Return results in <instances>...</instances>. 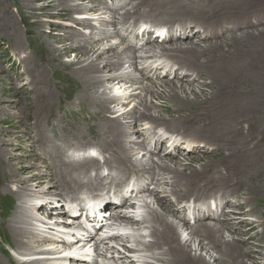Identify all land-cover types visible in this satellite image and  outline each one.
Here are the masks:
<instances>
[{"label":"bare ground","instance_id":"1","mask_svg":"<svg viewBox=\"0 0 264 264\" xmlns=\"http://www.w3.org/2000/svg\"><path fill=\"white\" fill-rule=\"evenodd\" d=\"M71 1L77 2V5L67 6V3ZM86 1L88 0H52L47 6L39 5V7H33L28 3L29 10L35 17L45 15V18H52L55 8L59 7L58 13H55L57 17L67 14L76 22V25L81 23L83 28L90 29V36H82L77 32L81 30L80 27L77 31L66 32V34H70L66 37L59 36V39H55L51 36L48 44L49 50L46 53L49 59L48 66L60 65V67L70 70L71 72L66 79L70 80L73 77L75 82L85 85V91L81 92L79 96L81 102L87 101V104L93 105L97 101L99 93H103V97L106 96V102H101L102 106H98L100 107L98 119H101V125L98 128L100 132L98 133L101 134V139L97 141L95 138L84 137L83 140L86 143L84 146L88 147L81 151L75 150L72 154L70 147H68L71 157L66 156L64 162L62 160L66 169L65 173H61V175L51 178L52 174L50 175L47 170L40 171L41 169H38L40 168L38 167L39 164L36 163L34 164L36 167L34 173L23 178L25 170L14 169L7 159V151L6 153L0 152L2 174H8L18 186L20 185V188H17L14 193L8 188L5 191L2 188L3 193L14 194V198L21 197L24 199L22 202L19 200L21 203L18 206L16 204L17 210H20L19 217L14 215L11 219V234L16 241L15 243L18 244L20 240L22 242L18 244L19 252H16L12 247L9 248V253L10 251L13 252V254L10 253L12 260L16 264H121L120 261L122 262L124 258L127 260L131 258L126 257L123 252L118 253L120 258H114L116 249L114 246H109V243L118 244L119 247L126 249L127 244L134 245L137 242V249H132L130 252L143 253L140 258L142 257L144 264H173L177 261L180 264H212V261L213 264H246L245 260L249 258L246 251L251 250L248 249V246L255 249L264 245V188L263 191L256 190L258 192L254 193H249L251 192L250 189H246L247 181L252 182L254 174L262 178L264 171V156L261 158L264 153V149H262L264 135L260 139L257 136L258 120L256 117L259 115L258 109L251 107L252 103H264V93L255 90L257 88L255 82L258 81L261 84V80H256V76H253L254 73L247 70V67L248 69L253 67L255 71H259V76L264 77L260 73V70H264V31L254 29L250 32H242L240 29L250 26L258 28L264 25V12L259 14V11L258 13L256 11H264V1L209 0L204 3L203 0H146L148 3L145 6L142 3L143 0H136L137 2L130 10L124 11L125 6L134 1L127 0L125 4L119 2L118 9H115L113 13L109 12L107 18L111 21L100 18L102 21L99 20L97 24L93 21L100 16L101 9L98 6L107 7L108 2L93 0V4H97L86 7L83 5ZM256 3L260 7L254 8L253 11L251 9L245 11L243 23H240L237 15L233 13H227V18L220 17L221 12H226L224 10L226 7L237 13L251 5L255 6ZM210 7L214 8L209 10ZM39 11H43L42 14ZM71 14L77 17H72ZM88 15L91 16V19L87 17ZM214 15L215 17H213ZM5 16L7 22L10 15ZM195 17L200 18L202 23L197 24ZM211 19L213 20L211 21ZM132 20L135 22H131ZM143 20L144 28H138L137 22L141 23ZM102 22L108 24L106 27L114 26L116 23L121 26L116 27L110 34L105 32L106 29L98 28V30H104L99 40L103 37L110 40L95 43V38L92 35L95 30L97 31V26H102ZM154 23L161 24V27L158 29L154 27L153 29L150 24ZM95 24L96 26H94ZM39 25L42 27V21H39ZM71 28L76 27L73 24ZM197 31L200 33L196 35ZM241 32V36L238 37L236 34ZM79 34L84 40L77 42V44L75 37ZM127 34L132 35L134 39L140 35L143 37L141 39L145 37L142 47H136L129 42L127 48L118 51L117 48L120 43L127 42L125 40ZM116 38L121 40L120 43L117 41L114 43ZM223 38L224 40L221 41L220 39ZM72 39L74 41H71ZM160 39L162 42H159ZM212 39L217 41L211 44H203L205 41H212ZM69 41L71 44H68ZM234 41L239 45L232 44ZM243 41L249 42V45H246L248 49L251 45L256 46V51H245L239 43ZM58 43H61L59 50L55 47V44ZM216 47L222 50L213 51V49H217ZM230 47L233 51L227 50ZM109 51L114 54L102 58V55H106ZM76 52L78 53L75 54L74 62H62L60 60L63 55ZM220 53L222 54L220 55ZM51 55L56 56V58L50 59ZM202 55H204L203 59H207L206 64L199 61L202 59H199ZM125 56H127L126 60L122 59ZM254 56L262 57L260 63L252 60ZM219 58L222 60H218ZM236 59H243L245 63L235 62L232 64L234 65L232 70L224 68V63H233ZM51 62L59 64L56 65ZM117 64L120 66L116 69ZM127 66L129 67L127 68ZM140 66L142 70H140ZM47 67L40 69V72L35 74V78L32 79L33 83L45 80ZM138 69L139 72L136 74L140 77H133L131 73ZM161 71L163 73L159 75ZM153 72L159 75L158 80H152L153 76L150 74ZM183 77L188 78L182 79ZM205 77H210L211 84H204L205 86L201 87L199 83L203 84L201 81ZM143 80H148V83L140 86L139 83L141 84ZM175 80L176 82H174ZM233 81L236 83H233L231 88L226 86ZM240 81L247 85V90L238 89ZM213 82L216 85L221 84V88L209 92L206 88L212 86ZM120 85L125 87L124 92L136 86L137 90L119 97V91L122 87L117 91L115 87ZM145 89L149 90L146 92L151 97L145 93ZM150 89H157V92L154 93ZM161 89H164L163 93L159 92ZM46 93L52 95L53 92H43L42 94L45 95ZM244 93L246 96L252 94L254 96L251 100L243 102L241 95ZM233 96L236 98L237 106L225 107L217 113L216 110L212 111L215 99L220 98L217 103L220 104ZM91 99L94 102H91ZM133 102H137V106L132 111L119 114L120 105L121 108L122 106L127 108ZM169 102L179 105H176L175 109L180 108L173 109L175 111L173 114H177V117L172 116L170 119L167 118L168 115L165 116L158 110L159 106L164 108V104L169 106ZM114 104L116 105L113 107ZM189 104L196 106L191 109ZM36 106L40 109V106ZM139 107V110L142 108L144 112H138ZM181 107L186 108L181 110ZM199 109L203 111L196 113L194 118L189 117L191 113H195ZM135 111L138 114H135ZM233 111L235 113L231 115L230 112ZM107 114L118 117L109 119L108 116H105ZM183 115L186 116L185 120H182V117L179 118ZM254 115L256 116L255 121L251 122L250 119ZM235 116L241 118L236 119ZM26 118L28 117L26 116ZM119 120L125 121V123H121L122 121ZM137 121L142 122V124L138 125ZM21 124L26 132L27 126L24 125L23 121ZM158 126L162 127L161 131L165 132L163 135L157 132ZM222 128L224 129L222 130ZM34 129L37 130L39 140H43V132L40 127L37 126ZM91 130L94 137H98L96 130L94 128ZM241 133L244 137H239ZM105 134L109 135L108 139L104 138ZM207 134L215 136V139L205 136ZM255 134L257 140L251 146H245L244 142L252 141ZM144 135L147 137L144 138ZM165 135H167L166 141L172 147H169L170 145H167V142L163 140ZM31 137L37 139V136L31 135ZM32 142V147L37 144L34 143L35 141ZM256 143L258 144L255 146ZM68 144L70 143L68 142ZM90 144L96 147H89ZM215 145H217V150H221L219 153L225 155V160L218 163L216 161L215 163L210 162V159H205L206 156H203L205 153L211 152ZM159 146L165 148L167 146L169 148L168 153L165 155L156 154V149ZM150 147H153V150ZM232 147H241V149H237V151L241 150L239 155L236 149ZM145 148L150 149V152L152 151L150 155L146 157V153L141 158L136 157L139 152L141 153V150L146 151L143 150ZM246 149H248L247 156H243L242 152ZM90 152H95L96 157L82 159L89 156ZM177 154L181 157L178 156L177 158ZM192 155H196V157H187ZM247 157L250 159L246 160ZM234 158L235 160L232 162L231 159ZM40 160L43 161V159ZM184 161L189 162V164L184 170H181L183 172H180V168L175 166L179 164L182 166ZM257 161L258 163H256ZM198 163L201 166L204 164V166L198 168L196 166ZM244 165L249 166L245 168ZM151 167H153L152 171L149 170ZM91 169L96 171V178L102 177L105 172L108 173L107 179H109L110 184L115 186V188L112 187V193L111 189L110 191H102L95 188L96 182L92 177L93 173L87 175ZM56 171L58 170L56 169ZM168 172L176 174V176L170 175ZM177 174L186 177H180ZM192 175L196 177H192ZM24 182L28 185L21 187ZM44 184L55 185L57 190H60L58 193L57 191H50V194L55 193L64 196L61 203L59 200L46 199L45 196H40L35 200L30 199L27 192L36 193L34 187H42ZM150 184L155 185V189L149 190ZM18 189L23 192L18 193ZM78 192L86 194L84 199L79 200L76 197L79 195ZM70 194L75 197H70ZM38 200L41 201L39 206ZM185 200L188 201L184 203ZM190 200H195L193 206L189 204ZM62 201L63 205H61ZM139 203H141L142 219L138 222L134 218H130L128 214L139 213L137 210ZM3 207L5 208V206ZM104 209L108 210L107 214L113 211V218L117 222L123 223L121 226L126 229L121 235L109 238V241L105 243L108 245L105 251L99 250L98 246L93 244V242L102 243L107 240L105 235H102L104 227L102 229H97V227L89 229L86 234L87 238L79 234L82 225L79 219L83 216L91 225L100 220ZM36 211L40 217L38 215L28 216L27 214L29 212L34 214ZM187 212L190 216H187ZM49 215H55L50 219L53 220L50 225L47 220ZM55 220H57L56 226L52 227ZM56 228H60L61 232L57 231L50 236L49 234L55 232ZM225 232L230 235L224 236L223 233ZM238 235L242 236L239 244L235 239ZM30 240H33L35 244L31 243ZM6 241L11 246H17L10 241V238H7ZM193 244L194 247H192ZM246 244L250 245L246 247ZM78 247H80V250L77 251L79 255L72 252ZM202 248L206 250L207 256L201 254L200 249ZM224 248L228 252H224ZM85 251H88V254H85ZM238 251L242 254V258L240 256L241 259L237 262L227 256L228 253ZM222 252L227 258L222 255ZM67 253L70 254L67 255ZM256 254L255 258L261 256L259 252ZM5 255L7 254L5 253ZM222 258H224V263L220 260ZM93 259L94 262L91 263ZM130 264H135V262L131 261ZM261 264H264V259Z\"/></svg>","mask_w":264,"mask_h":264},{"label":"rangeland","instance_id":"2","mask_svg":"<svg viewBox=\"0 0 264 264\" xmlns=\"http://www.w3.org/2000/svg\"><path fill=\"white\" fill-rule=\"evenodd\" d=\"M100 1L101 2L105 1V3L108 2V5H107V7H105L104 5L98 6L99 9H101V10L99 12L100 16L96 17L95 18L96 20L93 21V23H96V24L100 20V18H104L107 21H111V19L107 18V16H109V12L113 13L115 11V9H118L119 2H122L123 4H125V2L127 0H100ZM203 1H204V3L205 2L207 3L209 0H203ZM216 1H218V0H216ZM226 1H230V0H226ZM259 1H261V0H259ZM262 1H264V0H262ZM50 2H52V0H36V1L35 0H0V152L6 153V151H7V159L10 162L9 164L14 169H20L21 168V169H23V171L25 170L23 178L28 177L34 173V170L36 169L34 164H36V163L39 164L38 167H40V168H38V169L39 170L41 169L40 171H43V170L46 171L47 170L50 175L52 174L51 178H54L56 175H61V173H65L66 165L63 162H64L66 156L71 157V154L75 150L81 151L82 149L88 147V146H84V145H86V143L83 140L84 137L85 138H95V140H97V141H99V139H101V134L98 133V132H100V130L98 128L101 125V122H100L101 119L100 118L98 119V114L100 112V107H98V106H102V104H100L101 102H103V103L106 102V96L103 97L104 94L99 93V97H98V99H96L97 100L96 102H94L93 99H91V102H94L93 105L87 104L88 103L87 101L81 102L79 100V96H80L81 92L83 93L85 91V89H86L85 85L83 83H80V82L79 83L75 82L73 77H71L70 80H67L66 78L69 75V73L71 72L70 70H66V69L60 67V65L56 66V67L48 66L49 59L46 56L47 50H49L48 44L50 42L51 36H53V38H55V39H59V36L60 37H66L67 35H70L69 33L66 34V32L71 31V30L77 31L79 27L81 28V30L79 29L80 31H77V32H79L82 36L83 35H89L90 36V29L83 28L82 27L83 24L81 25V23L76 25L75 24L76 22L73 21L71 19V16H68L67 14L62 16V17L61 16L57 17V15H55V13H58L59 7L55 8L56 10H54V16H52V18L51 17L45 18L46 17L45 15L35 17L32 14V11L29 10V7H28V3L33 7L34 6L39 7V5L47 6ZM93 2H94L93 0H91V1L88 0L83 5H85L86 7H91V6H94L97 4V3L93 4ZM136 2L137 1L134 0L131 4H128L127 6H125L124 11L130 10ZM142 3H144L145 6H147L148 2L146 0H143ZM252 3H254V2L252 1ZM75 5H77V2L71 1V2L67 3V6H75ZM258 7H260V6L257 5V3H256L255 6L251 5L248 8H245V10H243L241 12H237V13L233 12L232 10L230 11V8L226 7V8H224V10L226 12H221L220 17L221 18H227L228 17L227 13L228 14L233 13V14L237 15L240 23H243V15L246 14L245 11H247L249 9H251V11H253L254 8H258ZM212 8H214V7H210L209 10H211ZM4 9L6 10V12ZM256 11H257V13L259 11V14L264 12L262 10H256ZM42 12L43 11H39L40 14H42ZM106 12H108V13H106ZM5 15H10V19L7 22H6L7 17ZM71 15H72V17L73 16L77 17L74 14H71ZM87 17L89 19H91L90 15H88ZM213 17H215V15ZM195 18H196L197 24L202 23V20L200 18H198V17H195ZM212 20L213 19H211V21ZM39 21H42V27L43 28L39 25ZM100 21H102V20H100ZM12 22H14V23H12ZM131 22H135V21L132 20ZM62 24H64V25H62ZM73 24L76 27L74 29L71 28ZM96 24L94 26H96ZM106 25H108V24H106L105 22H102V26L96 27L97 31L95 30V32L92 35V37L95 38V41H94L95 43H97L99 41L110 40V39L104 38V37L101 38V40H99L100 35L104 32V30H98V28L106 29L105 32L107 34H110L111 32L114 31V29H116V27L121 26L120 24H117V23L111 27L110 26L106 27ZM137 25H138L137 26L138 28H140V27L144 28L143 27L144 26V20L141 23L137 22ZM160 25L161 24H159V23L150 24V26H152L153 29H154V27L158 29L159 27H161ZM257 25H261V24H257ZM84 29H86V30L84 31ZM254 29H260L261 31H264V25L259 26L258 28H254V27L250 26L248 28L240 29V31H242V32L249 31L250 32V30H254ZM242 32L239 34H236V35H238V37H240ZM198 33H200V32L197 31L196 35ZM80 34L77 37H75L77 40L75 43H77V42L79 43L80 41L83 42L82 40H84V39L82 38V36L80 37ZM141 38H143L142 35H140L138 38L134 39V37L132 35L127 34L126 39H125V40H127V42L124 41L125 42L124 43L122 41L124 44H121L120 43L121 40L116 38V40H114V43H116V41L119 42L120 45L117 48V50L122 51L124 48L128 47L127 44L129 42H131L136 47H142L143 43L145 42V37H144V39H141ZM198 40H200V39H198ZM220 40L222 41V40H224V38L220 39ZM71 41H74V39H72ZM71 41H69L68 44H71ZM214 41H217V40L214 39ZM214 41L212 39V41H210V40L205 41V43H203V44H205V45L211 44ZM17 42H19V44H17ZM234 43H235V46L239 45L236 41L232 42V44H234ZM239 43H240V45H242L244 47L245 51L246 50L248 52L250 50L256 51V46L251 45L249 49L246 48L247 47L246 45H249L248 41H243V42H239ZM199 44H202V43H199ZM60 46H61V43L55 44V47L57 50H59ZM231 47L228 48L227 50L233 51V49H231ZM216 48L217 49H213V51L218 52V51L222 50L219 47H216ZM77 53L78 52H76L74 54L69 53L67 55H63V58L60 60L62 62H74L75 61V54H77ZM113 54L114 53L112 51H109L108 53H106V55H102V58L109 56V55L112 56ZM221 54L222 53H220V55ZM203 56L204 55L199 57V59L202 58L199 61H200V63L206 64L205 61L207 59H203ZM254 57H252V60L256 63H260V61L262 60L261 56H254ZM49 58L55 59L56 56L51 55ZM125 58H127V56L123 57L122 59L126 60ZM218 60H222V58H219ZM235 62L243 64V63H245V60H243V59L237 60L236 59L235 61H233V63H224V68L228 69V70H232V68H234V65H232V64H234ZM51 63H54L56 65L59 64L57 62H51ZM207 64L209 66V63H207ZM230 65H232V66H230ZM119 66L120 65L117 64L116 69ZM46 67H47V74L45 76V80H43L39 83H33L32 79H33V77L35 78V74H38L40 72V69H45ZM128 67L129 66H127V68ZM140 68H141V66H140ZM220 70H218V71L221 72ZM247 70H249V72L254 73L253 76H256L255 77L256 80H259V81L261 80V84H259L258 81L255 82V86L257 87V88H255V90L261 91L264 93V83H263L264 77L259 76L258 75L259 71H255V69L253 67H251L250 69H248V67H247ZM28 71H29V73H28ZM260 71H261L260 73L264 75V70H260ZM137 72H139V69L134 71L133 73H131L132 76L133 77L134 76L140 77V75L136 74ZM31 73H32V75H31ZM162 73L163 72L161 71V73L159 75H162ZM212 74H213V71L211 73V76H212ZM159 75L155 72L150 74V76H153V79H152L153 81L158 80L157 77ZM171 77H173V75H171ZM187 78L188 77H183L182 79H187ZM209 78L205 77V79H203L201 81V82H203V84L199 83V85L201 87L205 86L204 84L210 85L211 81ZM244 80H248V79H244ZM243 81H240V84L238 86V89L241 91L248 89L247 85ZM174 82H176V80ZM145 83H148V80H143L141 82V84L139 83V85L142 86V84H145ZM233 83H236V82L233 81L231 84L226 85V86L231 88ZM112 87H114V86L112 85ZM120 87H122V86L120 85V86L115 87L116 91L118 89H120ZM220 88H221V84L218 83L216 85L215 82H213L212 86H207L206 89L209 92H212V90L217 91ZM124 90H125V87H122V89L120 90L121 92L119 91V97H123V94L125 95L127 93H132V92L136 91L137 86L134 88L128 89L126 92H124ZM146 90L147 89H145V93H147ZM163 90L164 89H161V90H159V92L163 93L164 92ZM51 91L53 92L52 95H49L48 93H46L45 95L42 94L43 92H51ZM147 91H149V90H147ZM150 91H154V93H156L157 89L156 90L150 89ZM223 94L224 93L222 92V95ZM147 95H149V97H151L149 93H147ZM220 95H221V93H220ZM241 96H243L242 101L244 102V101L251 100L252 97L254 96V94L246 96V93H244ZM191 99L193 100V97H191ZM219 99L220 98H217L214 100L215 103H214L213 108H212V111L216 110L215 111L216 113L225 109V107L229 108L230 106L234 107V106L238 105L237 101H235L236 98L234 96L223 101L220 104H217L219 102L218 101ZM137 100H139V99H137ZM74 103H75V105H74ZM201 104H203V103H201ZM36 105L40 106V109ZM115 105L116 104H114L113 107ZM176 105H177L176 103L175 104L170 103L169 106H165V104H164L163 105L164 108L161 106L163 108L162 109L159 106L160 108L158 107V110H160L161 113L164 114L165 116L168 115L167 118L170 119L172 116L177 117V114H175V115L173 114V112H175L173 109H175V107L179 106V105H177V106ZM189 105H191V104H189ZM136 106H137V102H135V103L133 102L127 108H126V106H122V108H121V105H120V107L118 108V110L119 109L121 110L119 112V114H122L121 112H125V113L130 112ZM195 106L196 105H193V106L191 105L190 107H192L191 109H194ZM251 107H255L256 109H258L259 115H257V117L255 115L252 116V118L250 120H251V122L255 121V117H256V120H258L257 121V136L260 139L264 135V112H263L264 111V103H262V102L252 103ZM184 108H186V107H181V110H183ZM139 109H140V107L137 109L138 112H142V111L144 112V110L142 108H141V110H139ZM177 109H180V108H177ZM177 109H175V110H177ZM118 110H116V111H118ZM123 110H125V111H123ZM186 110H190V109H186ZM202 111L203 110L199 109V110L195 111V113H191V115L189 117L194 118L196 113L202 112ZM37 113H38V115H37ZM136 113L137 112L135 111V114ZM233 113H235V111L230 112L231 115H233ZM157 115H159V113H157ZM26 116L28 118H26ZM105 116L106 117L108 116L107 118H109V119H114V117H118V116L112 115V114H107ZM181 117H182V120L186 119L185 115L180 116L179 118H181ZM235 118L240 119L241 117L235 116ZM161 120H165V119H161ZM22 121L24 122V125L27 126L26 132L23 130V128L21 126ZM119 121L121 122L122 120H119ZM247 121H245V122H247ZM245 122H243V123H245ZM121 123H125V121L124 122L122 121ZM137 123H138V125L142 124V122H139V121H137ZM97 124H99V125L97 126ZM37 126H39L40 130L43 132V138H44L43 140H39L38 133H36L37 130L34 129ZM173 126H175V124ZM92 127L96 130V134L98 137H94L93 131L91 130V129H93ZM207 129H209V128H207ZM223 129L224 128H222V130ZM190 133L194 134V135L196 134L194 132H190ZM31 135H33L34 137L37 136V139L36 140L33 139L31 137ZM22 136H23V139H21ZM108 136H109L108 134H105L104 138L108 139L109 138ZM205 136H210L211 138L215 139V136H211L208 134ZM145 137H147V135H144V138ZM239 137H244V135H242V133H241L239 135ZM19 139H20V141H19ZM256 140H257V137L255 134V136L253 137V140L244 142V145L245 146H251ZM32 141H35L34 143H37L33 147H32V145H33ZM244 141H245V139H244ZM68 142L70 144H68ZM77 143H79V144H77ZM257 144L258 143H256L255 146ZM167 145H169V144L167 143ZM68 147H70V149H71V154H69V152H68L70 150V149H67ZM81 147H83V148H81ZM89 147H96V146H94L93 144H90ZM232 148L236 149V152L239 155V152L241 150L237 151V149L238 148L241 149V147H232ZM168 149L169 148L167 146H166V148L159 146V148L156 149V154L158 153V154L165 155L168 153ZM217 149H218L217 145H215V147L214 146L212 147L211 152H208V154L205 153L204 155L203 154L202 155L206 156L205 159H210V162H214V163H215V161H216V163H218V162L225 160L224 159L225 155H221L219 153L221 150H217ZM262 149H264V146ZM151 150H153V147L151 148ZM160 151H161V153H160ZM247 152H248V149L243 151L242 155L247 156ZM146 153L147 152L141 150V153L139 152V155H136V157L141 158L142 155L146 154ZM228 153H229V151H228ZM93 154L97 155L95 152H90L89 156L84 157L82 159L94 158L95 156ZM149 155H150V153L148 152L146 157H148ZM196 155H201V154H196ZM196 155L187 156V157H193V156L196 157ZM178 156L181 157V155L177 154L176 157L178 158ZM263 156H264V153L262 154L261 158ZM40 159H43L44 162L41 161ZM249 159L250 158L247 157L246 160H249ZM62 160H63V162H62ZM234 160H235V158L231 159L232 162H234ZM185 162L186 161H184L182 163V166H184V167H182L180 164H179L180 166L178 165L175 167H178V169L180 168V172H183L181 170H184L188 166L187 164H189V162H186V163ZM102 163H104V162L102 161ZM256 163H258V161ZM249 165H244V167L246 168ZM196 166L198 168H200V167L204 166V164H202V166H201V164L198 163V164H196ZM1 167H2V165L0 164V222H1L0 223V230H1L0 231V264H16L14 262V260H12V258H11L10 253L13 254V252L10 251V253H9V248L12 247L16 252H19L18 251V248H19L18 244H21L22 242L20 240V241H18V244L15 243L16 241L14 240V237L11 234V228H12V226H11L12 220L11 219H13L14 215L17 218L19 217V215H20L19 211L20 210H17V208H18L17 206L24 199H22L21 197H15L14 198V194L6 193V192H5L6 194L3 193L6 188H8L10 191H12L14 193V192H16L17 188H20V185L18 186L17 183L14 182L15 180L13 178L9 177L8 174H5V175L2 174L3 169ZM152 168L153 167L149 168V170L152 171ZM56 169L58 171H56ZM95 172L92 171V169H91L87 173L88 176L93 173L92 177H93L94 181L96 182L95 188L100 189L102 191H110V189H111V193H112L113 192L112 187L115 188V186L110 184L109 179H107L108 173L105 172L102 175V177L100 176V178H96ZM169 174L176 176V174H171V173H169ZM177 175L180 176V174H177ZM180 177H186V176L181 175ZM192 177H196V176L192 175ZM253 179L254 180L252 182L247 181V183H246V189H250L249 191H251L249 193L258 192L256 190L263 191V188H264V171L262 173V178H259V177H257L256 174H254ZM3 184H4V186H3ZM250 184H252V185L250 186ZM24 185L27 186L28 184L26 182H24V184L21 185V187H24ZM2 188L4 189V191H2L3 190ZM34 189H35L36 193L30 192V191L27 192V195L29 194L30 199L35 200L40 196H45L46 199L59 200L61 203V200H63V198H64V196H61L59 194H55V193L50 194V191L51 192L57 191V193L60 192V190L59 191L57 190V187L55 185L44 184L42 187H36L35 186ZM61 189H62V187H61ZM153 189H155V185L150 184L149 190H153ZM18 190H19V192H18ZM18 190H17L18 193L23 192L20 189H18ZM40 191H42V192H40ZM78 193H79V195H77L76 197H78L79 200L84 199L83 197L86 196V194H83L84 192H82V193L78 192ZM31 195H33V196H31ZM69 196L75 197L72 194H70ZM24 198H26V197H24ZM169 199H172V198L169 197ZM19 200L21 202H19ZM187 201L188 200H185V202H187ZM190 201H195V200H190ZM2 202L3 203L5 202V203L3 204ZM38 202H39V204H38V206H39L41 201L38 200ZM12 203H15V204L13 205ZM16 204H17V206H16ZM61 205H63V201H62ZM3 206H5V208ZM106 211H108V210L104 209L102 211L101 216L104 219H106V217H107ZM5 214L7 217L5 216ZM27 214H28V216L29 215H34V216L38 215V217H40L39 213L37 214V211L34 212V214H32V212H29ZM105 214H106V216H104ZM182 215H183V213H182ZM54 216L55 215H49V218L47 219L49 221V225H50V222L53 221L50 219ZM56 221L57 220H55V222L52 224V227L56 226L55 225ZM209 223H211V222H209ZM211 224H214V223L212 222ZM194 225H196V224H194ZM233 233H235V232H233ZM233 233H232V235H233ZM237 233H240V232L237 231ZM175 234H177V233H175ZM7 235H9V236H7ZM95 235H96V233H95ZM223 235L229 236L230 234L225 232V233H223ZM241 237H242L241 235L236 236L235 239H236L237 244L240 243V241L242 239ZM7 238L8 239L10 238V241L15 246L17 244V246L16 247L11 246V244H9L8 241H6ZM256 240H258V239H256ZM30 241H31V243L32 242L34 243L33 240H30ZM243 243H245V241H243ZM127 245L130 246L131 248H135L134 245H130V244H127ZM248 245H250V244H248ZM248 245L246 244V247ZM197 246H198V244H197ZM192 247H194V244L192 245ZM224 249H225L224 252H228L226 248H224ZM248 249H251V250L246 251L247 254H249V258L245 260L246 264H261L262 260L264 259V245L261 248L256 247L255 249H254V247L248 246ZM25 251L26 250L24 249V252ZM200 251H201L202 255L207 256L206 255L207 252L204 248L200 249ZM224 252H222V255L225 258H227V256H228V257L232 258L233 260H235L236 262H237V260H240L242 258V254H240L239 251L235 252V253L232 252L233 254L228 253L227 256L225 255ZM254 252H256V253L259 252L261 254V256H258L257 258H255L257 256V254ZM5 253L7 255H5ZM235 254H236V257H235ZM240 256H241V258H240ZM10 258H11V260H10ZM220 260L224 263V258H222ZM173 264H180V262L179 263H178V261L173 262ZM212 264H213V261H212ZM242 264H245V263H242Z\"/></svg>","mask_w":264,"mask_h":264}]
</instances>
